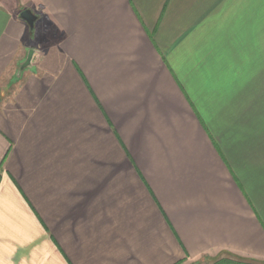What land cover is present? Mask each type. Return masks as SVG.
<instances>
[{
	"label": "crops",
	"instance_id": "1",
	"mask_svg": "<svg viewBox=\"0 0 264 264\" xmlns=\"http://www.w3.org/2000/svg\"><path fill=\"white\" fill-rule=\"evenodd\" d=\"M224 252L264 262V0H0V264Z\"/></svg>",
	"mask_w": 264,
	"mask_h": 264
},
{
	"label": "trees",
	"instance_id": "2",
	"mask_svg": "<svg viewBox=\"0 0 264 264\" xmlns=\"http://www.w3.org/2000/svg\"><path fill=\"white\" fill-rule=\"evenodd\" d=\"M225 255L226 257L213 259L210 264H264V262L254 259H245L229 252L225 253Z\"/></svg>",
	"mask_w": 264,
	"mask_h": 264
},
{
	"label": "water",
	"instance_id": "3",
	"mask_svg": "<svg viewBox=\"0 0 264 264\" xmlns=\"http://www.w3.org/2000/svg\"><path fill=\"white\" fill-rule=\"evenodd\" d=\"M20 18L25 21L31 29L34 28L36 21L38 20V17L31 11V10H25L20 14ZM34 51L31 50L28 53V57L26 62L22 66V70L30 66L31 61L33 59Z\"/></svg>",
	"mask_w": 264,
	"mask_h": 264
},
{
	"label": "rangeland",
	"instance_id": "4",
	"mask_svg": "<svg viewBox=\"0 0 264 264\" xmlns=\"http://www.w3.org/2000/svg\"><path fill=\"white\" fill-rule=\"evenodd\" d=\"M26 6V5H25ZM24 6V7H25ZM25 9V8H24ZM24 9H22V8H20V9H18L19 11L21 10H23V11H25ZM22 11V12H23ZM32 11V10H31ZM21 12V13H22ZM33 12V11H32ZM34 13V12H33ZM35 14V13H34ZM37 17L39 16V15H37V14H35ZM41 31H44V27H42L41 28ZM225 253H227V252H224L223 254H221V255H219V256H217V257H213V258H204V259H201L200 261H198V262H196V263H193V264H210V262L213 260V259H217V258H219V257H226V255H225ZM243 258V257H242ZM245 259H249V258H245Z\"/></svg>",
	"mask_w": 264,
	"mask_h": 264
}]
</instances>
